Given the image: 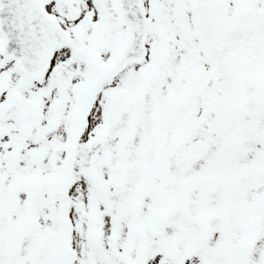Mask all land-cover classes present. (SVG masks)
Masks as SVG:
<instances>
[{
	"label": "snow or ice",
	"instance_id": "obj_1",
	"mask_svg": "<svg viewBox=\"0 0 264 264\" xmlns=\"http://www.w3.org/2000/svg\"><path fill=\"white\" fill-rule=\"evenodd\" d=\"M0 264H264V0H0Z\"/></svg>",
	"mask_w": 264,
	"mask_h": 264
}]
</instances>
